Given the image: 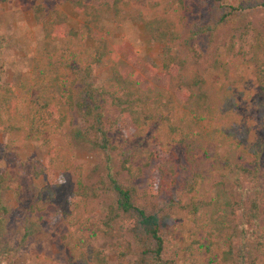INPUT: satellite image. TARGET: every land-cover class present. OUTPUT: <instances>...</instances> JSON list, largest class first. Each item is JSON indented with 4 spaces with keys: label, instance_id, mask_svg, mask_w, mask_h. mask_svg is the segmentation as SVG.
Instances as JSON below:
<instances>
[{
    "label": "trees",
    "instance_id": "1",
    "mask_svg": "<svg viewBox=\"0 0 264 264\" xmlns=\"http://www.w3.org/2000/svg\"><path fill=\"white\" fill-rule=\"evenodd\" d=\"M63 1L83 16L82 24L65 29L67 15L58 4L31 6L42 41L31 57L27 80L0 82V132L25 142L41 140L47 164L32 163L34 177L57 169L71 173L74 185L65 212L80 213L77 222L90 226L94 240L122 235L121 246L112 243V261L91 246L72 247L73 261L167 264L161 256L168 235L179 209L187 208L195 224L199 217L218 236L224 234L221 246L207 239L205 248L212 254L209 246L216 245L220 264H264V0H219L209 11L194 0H150L122 14L130 0ZM107 15L117 21L136 20L148 38L161 45L157 68L163 83H148L151 74L142 73L147 65L136 60L130 45L113 42V29L102 23ZM204 35L203 46L198 45ZM189 39L191 60L175 48ZM102 65L107 67L106 80L95 85L94 71ZM237 72L252 75L259 90L253 103L255 120L239 142L233 140L232 127L217 124L234 101L229 85L234 83L232 75L243 77ZM214 73L225 80L219 86L213 84ZM149 126L182 146L181 154L156 143L129 146V140ZM250 129L257 132L252 139ZM57 131H62V146L51 143ZM65 147L95 155L88 174L81 175L80 166L62 154ZM202 155L218 157L224 175L212 194L201 187L195 195ZM213 167L221 168L217 162ZM228 174L231 181L225 178ZM8 178L0 173V264H12L2 252L12 234L11 210L2 198ZM43 190L51 193L48 186ZM183 196L187 201L182 205ZM46 200L53 204L50 195L39 196L22 210L20 245L40 231L47 217ZM89 203L95 207L92 214L85 208Z\"/></svg>",
    "mask_w": 264,
    "mask_h": 264
},
{
    "label": "rangeland",
    "instance_id": "2",
    "mask_svg": "<svg viewBox=\"0 0 264 264\" xmlns=\"http://www.w3.org/2000/svg\"><path fill=\"white\" fill-rule=\"evenodd\" d=\"M128 1V0H123ZM129 7L121 12H133V8L144 7L146 2L150 0H130ZM196 6H202L209 11L217 6L219 0H194ZM244 0H224L230 4L242 3ZM252 0H248L250 2ZM262 1V0H261ZM221 2V0H220ZM45 3L48 6L58 4L59 7L66 13L67 20L64 28H79L82 24L83 16L76 13L63 0H5L0 4V82H17L27 80L30 72V61L34 50L41 45L42 33L40 26L34 21L31 6ZM199 4V5H198ZM195 6V5H194ZM195 6V7H196ZM121 11V10H120ZM102 23L113 30H110L111 37L114 43L127 42L130 45L131 52L135 55L137 61H141L147 65L142 73L151 74L148 83L161 82L163 83L160 74V68H157L161 54V45L151 41L146 35L144 29L136 20L132 18H122L118 21L111 15L104 17ZM197 44L203 46L206 38L205 35L199 39ZM89 43V40H87ZM180 47L176 46L177 50L191 60V53L188 47L191 45V40L186 41ZM190 64L191 62L188 61ZM142 68V67H141ZM237 74L243 75L239 80L232 75L234 83L231 87L230 97L233 98L225 116L217 121L222 128L226 126L232 127L234 131L233 140L239 142V137L242 136L245 130L255 120L254 98L258 96V87L248 72ZM160 77H159V76ZM213 84L219 86L225 81L220 73L213 74ZM107 77L106 65L99 66L95 69L93 75V83L100 85ZM206 128L205 125L201 126ZM196 130H193L195 133ZM257 133L250 129L248 138L252 139ZM189 137L194 140L196 137L189 133ZM169 135L160 136L157 131H154V126H149L146 132L139 137L130 139L129 146L139 142L141 145L147 143H156L161 146L171 147L176 154L180 155L182 146L173 144L168 141ZM175 139L178 136L174 137ZM51 143L56 146H62L63 134L62 131H57L52 134ZM46 148L41 144V140L25 142L16 138L11 133L0 132V173L6 174L9 182V188L2 193V198L9 206L10 224L12 226V234L9 240L4 244L3 253L10 256L12 264H76L70 253L71 248H82V246H91L101 249L110 261L115 256V250L112 243L123 244L122 235H117L111 240L99 238L94 240L91 236L92 230L89 225L79 224L77 220H81L80 213L72 212L67 215V210L70 209L66 201V197L70 193V188L74 185V178L71 173H62L60 170L54 172H42L38 177H34L30 171L32 163L41 165L47 164ZM195 153V152H193ZM63 155L69 157L73 163L80 166L81 175L85 176L96 162V157L93 153L84 150H76L72 148H63ZM196 158L201 157L196 155ZM202 166L200 169L201 178L198 179L195 186V195L200 193V188L210 191L212 194L214 183L220 179V174H223V164L218 157L202 155ZM217 162L221 166L217 170L213 164ZM207 168V169H206ZM224 175V174H223ZM228 181H231V176L226 175ZM48 186L51 190L47 194L43 190ZM264 187V183H263ZM47 195L52 197V205H49L46 200L43 204L46 219L41 222L40 231L30 235L24 245H20L21 227L19 225L20 214L23 209L31 202L37 201V198H46ZM187 201V196H183L182 205ZM41 205V203H40ZM47 205V206H46ZM88 214L95 211L93 203L86 205ZM187 209V208H186ZM186 209H179L180 216L173 221L172 234L168 235L165 244L162 260L167 264H220L218 253L215 254V244H211L209 248L211 252L206 251L207 239L215 241L221 246L220 237H224L221 233L217 235V230L205 223L204 220L195 218L196 224L191 220V216ZM86 218V214L83 213ZM185 218V220H184ZM181 223V225H178ZM209 235V236H207ZM116 238V239H115ZM79 239V240H78ZM192 239L196 241L191 242ZM81 241V242H79ZM198 242L203 246L199 247ZM223 247V246H222ZM214 251V252H213ZM72 252V251H71Z\"/></svg>",
    "mask_w": 264,
    "mask_h": 264
}]
</instances>
